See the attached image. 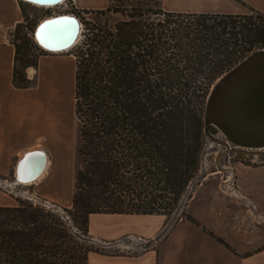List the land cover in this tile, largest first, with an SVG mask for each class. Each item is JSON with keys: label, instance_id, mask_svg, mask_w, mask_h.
Listing matches in <instances>:
<instances>
[{"label": "trees", "instance_id": "trees-1", "mask_svg": "<svg viewBox=\"0 0 264 264\" xmlns=\"http://www.w3.org/2000/svg\"><path fill=\"white\" fill-rule=\"evenodd\" d=\"M114 1L96 12L123 18L85 20L72 52L79 160L72 205L0 206V264H88L97 251L87 242L91 214L170 216L201 169L212 85L264 48V11L175 12L161 1L131 8ZM24 27L12 33L13 83L21 88L33 84L26 69L42 56H30L29 44L47 52L21 35Z\"/></svg>", "mask_w": 264, "mask_h": 264}, {"label": "crops", "instance_id": "crops-1", "mask_svg": "<svg viewBox=\"0 0 264 264\" xmlns=\"http://www.w3.org/2000/svg\"><path fill=\"white\" fill-rule=\"evenodd\" d=\"M160 1L164 10L175 12L264 11V0ZM112 2L74 0L73 6L97 10L110 7ZM23 20L20 0H0V206H15L18 197L28 199L27 194L35 197L28 199L31 201L48 200L61 208L71 207L70 152L77 123L75 56L71 51H47L37 66L26 69L33 84L15 86L12 33ZM34 149L29 154L47 156L43 173L31 183L23 180V175L17 179L18 159ZM217 176L221 178L217 186L206 185ZM225 178L233 184L231 193H221ZM5 181L13 182L14 187ZM89 234L98 242L122 248L136 246L137 250L93 251L88 264H264V162L224 165L207 173L177 216L93 213ZM137 237L147 241L146 248L140 247Z\"/></svg>", "mask_w": 264, "mask_h": 264}, {"label": "water", "instance_id": "water-1", "mask_svg": "<svg viewBox=\"0 0 264 264\" xmlns=\"http://www.w3.org/2000/svg\"><path fill=\"white\" fill-rule=\"evenodd\" d=\"M29 1L51 4L62 0L52 2H49L50 0ZM71 17L77 21L78 28H81L83 32L81 19L75 14ZM38 27L35 31L36 34ZM76 38L77 35L69 37L68 40L73 43ZM38 44L47 49L39 42ZM220 77L212 85L207 97L204 111L205 134L208 135L209 139L220 141L223 145L226 144L223 138L225 136L234 146L264 148V48L250 52ZM213 103H215L216 114L210 110L211 106L214 107ZM208 115H212L213 120L208 121ZM217 121H219L220 126L216 123ZM211 132L215 135L212 136ZM228 133L234 137H229ZM225 146L227 147V145ZM35 150L37 149L27 151L24 159L21 157L18 159L16 178L19 165L22 163L24 167L29 162L28 175L30 180H37L36 176L39 175L44 166L41 160L44 161L45 159L43 155L37 158L36 154L35 156L29 154ZM184 199L185 197H182L179 206L184 202ZM41 203L47 204L46 202ZM52 208L54 209V207ZM175 212L173 216H175Z\"/></svg>", "mask_w": 264, "mask_h": 264}, {"label": "rangeland", "instance_id": "rangeland-1", "mask_svg": "<svg viewBox=\"0 0 264 264\" xmlns=\"http://www.w3.org/2000/svg\"><path fill=\"white\" fill-rule=\"evenodd\" d=\"M21 1H23V0H21ZM23 2L24 3L20 2V5H21L23 15H24L23 23H24L25 27L21 31V35L26 33L28 37L34 38L35 41H36V38H35L34 33H35V29H36L37 25L39 24L40 21H42L43 19H45L48 16L57 15V14H61V13H68V14H72V15L75 14L81 19L83 24H84L85 20L98 21L99 22V21H103L104 19H107L110 24H114L116 21L123 18L122 15L118 12H109L105 16H103V15L97 13L96 10H77L73 6V0H64L57 5L49 6V8H44L46 5H43L44 7H38V6L31 5L29 3H26L25 1H23ZM114 3L116 5L121 6V7L131 8V7L137 6V5L144 6V7L147 6L148 4L151 6H155L156 4L160 5V0H115ZM84 26H85V24H84ZM82 38H83V36H81L80 40ZM29 47H30V51H29L30 56L36 55V54H41V55L45 54L44 51H41V49L38 48L34 44V42H31L29 44ZM70 51H71L70 53H72V52H74V49H71ZM77 146H78V127H77V123L75 122L74 137L72 140L71 152H70V157L72 160V167H73V193H74L75 173H76L77 166L79 164L78 154H77ZM259 162H264V148L263 149H249V148H244V147H237L234 145H231L230 148H227L220 141L211 140V139H209L208 135H206L204 148H203L202 155H201V169L198 172V175L189 183L190 185H188V187H187V189L188 188L189 189H188V191L186 190L187 193H184V195H183V197H185L184 202H182L180 206H179V204H180V202H179L176 209H178L179 207L180 208L176 212H175V210H176L175 209L171 213L170 216L173 217L174 212H175V216H177L180 212H182L184 205L187 202L190 194H192V192L194 191L195 187L197 186V184L199 183L201 178L204 175H206L207 173L217 171L218 169H221L224 165L231 166L232 164L234 165L236 163H245V164H254L255 163L256 164ZM232 175H234V174L230 175L233 179L234 176H232ZM219 181H221V178H220V176H217V178H212L211 180L206 182L207 183L206 185L208 186L209 184H211V188H212V185L217 186V183ZM231 187H233V184L230 180L223 181L221 183V186H220L221 193H231L229 191V189H231ZM18 188L21 189L20 186ZM18 200L30 202V200H27V199L22 198V197H18ZM38 200L39 199L34 200L33 202L35 204H37L39 202ZM49 206L53 207L52 205H49ZM57 206H59V205H57ZM59 208H60L59 211H61V212L64 210L63 207H62L63 209L60 206H59ZM91 237L92 236L89 234L87 242L90 246H92L93 250H97L98 252H115V253H117V252H134L135 251L132 248H122V247H117L115 245H111V246L107 245L106 246V245H103L101 242L93 240L94 239L93 237L91 239ZM139 250H141V249H139Z\"/></svg>", "mask_w": 264, "mask_h": 264}, {"label": "bare ground", "instance_id": "bare-ground-1", "mask_svg": "<svg viewBox=\"0 0 264 264\" xmlns=\"http://www.w3.org/2000/svg\"><path fill=\"white\" fill-rule=\"evenodd\" d=\"M23 1H25L26 3H29L31 5H34V6H38V7H44L43 5H46L44 8H49V6L57 5L64 0L59 1L58 3H51V4H40V3L32 2L29 0H23ZM52 1H54V0H50L49 2H52ZM71 16H72V14L61 13V14H57V15L48 16L45 19H43L42 21H40L38 24L39 27L37 25V27H38L37 34H36V32L34 33V34H36L35 38H36L37 43L39 42L42 46H45V48H47L45 50L50 51V52H64V51H70L71 49H73L74 46L79 42V40L82 36V29L78 28L77 21L74 18H72ZM37 27H36V29H37ZM36 29H35V31H36ZM75 35H77V38L73 43H71V41H69L68 38L73 37ZM57 40H59V41H57ZM62 48H64V49H62ZM213 104H214V107L211 106L210 110L213 113L215 112V114H216L215 103H213ZM212 117H213L212 115H208V121L213 120ZM216 123L220 126L219 121H217ZM211 134H212V136L215 135L213 132H211ZM228 135L231 138L234 137L230 133H228ZM223 138L225 139V143H226L225 145H227V148H230L231 145H233L231 143V141L229 139H227L225 136H223ZM237 147H240V146H237ZM244 148H246V147H244ZM249 149H263V148H249ZM42 155L44 156L45 160L44 161L41 160V163L44 164V166H43V168H42V170L38 176H40L43 173L45 166H46V163H47V156L45 154H42ZM23 159H22V161H23ZM28 164H29V162H27V165L25 164L24 167L22 166V163L19 165L17 179L21 178V175H23V180H26L28 182L31 181L30 176L28 175ZM38 176H36V177L38 178ZM5 183L10 184V186H12V187L14 185V183L10 182V181H5ZM233 189H234V187H231V189H229V191H231ZM26 196H28V195H26ZM28 197H29L28 199L34 198L32 196H28ZM39 202H46L48 206L52 205L54 207V209H60L59 206H57L55 203H53L51 201L39 200Z\"/></svg>", "mask_w": 264, "mask_h": 264}, {"label": "built area", "instance_id": "built-area-1", "mask_svg": "<svg viewBox=\"0 0 264 264\" xmlns=\"http://www.w3.org/2000/svg\"><path fill=\"white\" fill-rule=\"evenodd\" d=\"M74 1V0H73ZM83 30H84V24H83ZM225 180H226V178H225ZM39 204H42V205H44V206H47V207H49V208H52V207H50V206H48L47 204H44V203H41V202H38ZM53 209V208H52ZM91 239H92V237H91ZM137 240H139L140 242H142V244L140 245V247L142 248V247H147V241H144V239H142L141 237H137L136 238ZM93 240H97V239H93ZM103 245H110L109 243H102ZM111 246V245H110ZM141 248H139V249H141ZM133 249L136 251L137 250V247L136 246H134L133 247ZM143 249V248H142Z\"/></svg>", "mask_w": 264, "mask_h": 264}]
</instances>
